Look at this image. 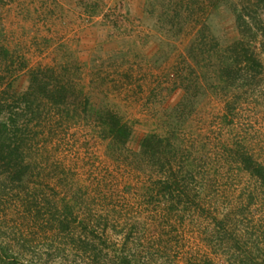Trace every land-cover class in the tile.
Masks as SVG:
<instances>
[{
    "label": "rangeland",
    "instance_id": "obj_1",
    "mask_svg": "<svg viewBox=\"0 0 264 264\" xmlns=\"http://www.w3.org/2000/svg\"><path fill=\"white\" fill-rule=\"evenodd\" d=\"M2 123L0 264H264V0H0Z\"/></svg>",
    "mask_w": 264,
    "mask_h": 264
},
{
    "label": "trees",
    "instance_id": "obj_2",
    "mask_svg": "<svg viewBox=\"0 0 264 264\" xmlns=\"http://www.w3.org/2000/svg\"><path fill=\"white\" fill-rule=\"evenodd\" d=\"M244 22V25H245V29H250L249 28V24L246 22V20L243 21ZM242 29V28H241ZM260 65V64H259ZM15 120L13 119V127L15 125ZM9 125L6 123H2L1 126H0V134H1V147H4V146H11V142H7L8 138L6 136V133H8L9 131ZM121 129V131H124L123 130V127H120L119 130ZM125 129V128H124ZM16 131V130H15ZM128 136V132L127 130H125V137ZM17 138V136H15ZM14 138V139H16ZM14 141V140H13ZM13 144V143H12ZM13 151H15L13 149ZM261 173V172H260Z\"/></svg>",
    "mask_w": 264,
    "mask_h": 264
}]
</instances>
